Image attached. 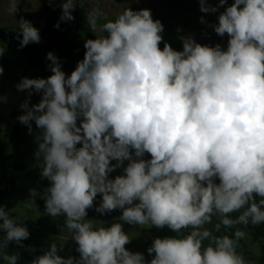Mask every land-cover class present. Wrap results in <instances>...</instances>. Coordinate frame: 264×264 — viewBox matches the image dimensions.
I'll list each match as a JSON object with an SVG mask.
<instances>
[{
    "label": "clouds",
    "instance_id": "clouds-1",
    "mask_svg": "<svg viewBox=\"0 0 264 264\" xmlns=\"http://www.w3.org/2000/svg\"><path fill=\"white\" fill-rule=\"evenodd\" d=\"M18 3L9 0L12 15ZM77 6L63 0L60 19H74ZM200 10L216 8L201 0ZM99 15L95 8L88 14L93 31ZM213 27L228 34L226 49L190 37L182 50L167 43L161 49L162 23L148 9L127 7L101 25L104 35L85 41L70 75L49 52L52 75L17 83L29 94L42 91L38 104L21 105L19 120L41 129L37 155L50 181L45 209L66 217L79 252L64 258L52 243L30 264H249L237 252L242 228L214 236L206 225L214 216L217 231L264 224V0H234ZM19 32L21 47L40 41L28 21L21 20ZM124 161L123 174L109 178ZM97 194L101 214L119 208L121 221L167 226L175 235L154 238L146 261L125 247L133 235L121 223L105 227L86 218ZM0 231L5 247L29 237L22 218L3 206ZM5 259L17 264L18 256Z\"/></svg>",
    "mask_w": 264,
    "mask_h": 264
},
{
    "label": "trees",
    "instance_id": "trees-1",
    "mask_svg": "<svg viewBox=\"0 0 264 264\" xmlns=\"http://www.w3.org/2000/svg\"><path fill=\"white\" fill-rule=\"evenodd\" d=\"M78 5L72 10L74 19L70 21L61 20L63 2L48 1L39 7L40 17L32 18L31 25L39 30L40 41L30 42L24 47L20 46L22 38L20 24L7 25L0 27V48L4 51L0 53V67L3 72L0 73V94H4L8 89H12L14 81L19 79V74L28 78H47L52 75L50 64L47 59V53H53L57 58L61 70L66 75H70L76 68L77 63L82 61L85 54V41L95 39L104 35L100 31L101 25L106 20H114L127 7L133 11L141 9L150 10L151 16L154 15L167 16L169 10H174L181 3L171 0H77ZM99 10L97 19V28L93 31L88 23V14L93 9ZM59 25L58 27L56 25ZM106 35V33H105ZM169 44L168 42H165ZM163 43V44H164ZM177 42L169 44L176 48ZM162 49L164 46L159 45ZM6 56H5V55ZM14 64V66H13ZM22 101V100H21ZM28 103V102H27ZM24 104V102H23ZM37 103H28L29 107ZM26 109L22 110V114L13 111L11 116L3 122L0 113V206L4 204L9 196L16 191L19 183V177L24 169H27L38 153L37 137L41 134L34 120L28 124L22 123L19 117L25 114ZM31 125V131L29 130ZM78 147L80 145H77ZM25 156V160L20 156ZM144 159H149L150 154L145 153ZM116 164V161L113 160ZM128 161H124L119 167L109 173V178H115L117 175L123 174V168L126 167ZM259 197H256L257 202ZM102 197L97 194L93 207L87 209V219L94 220V224L106 222L105 219H113L116 215H122V210L117 208L110 212L101 214L96 208L101 203ZM45 207V199L41 203ZM239 213H232L231 218H235ZM31 223L33 230L27 229L29 237L16 243L9 241L5 247L3 244L2 231H0V264H8L6 256L16 254L18 256L17 264H30L35 257L42 255L52 243L58 248V255L64 258L69 256L79 258L77 251V243L72 238L71 233L65 226L66 217L61 215L51 218L49 221L32 218ZM220 223V217H213L209 229L214 236H232L235 228L239 227L247 230V237L250 243H257L259 247L258 253H255L258 264H264V224L251 225L247 227L236 225L233 228H225L221 225L219 231L215 225ZM112 224L109 222L105 227ZM147 236L145 242V260L150 261L153 254H149L147 249L152 245L154 238L175 235L167 226L161 229L155 227L147 228ZM189 230H185V233ZM244 239L240 240L237 252L240 254L244 245ZM206 245L209 241L204 242Z\"/></svg>",
    "mask_w": 264,
    "mask_h": 264
},
{
    "label": "rangeland",
    "instance_id": "rangeland-1",
    "mask_svg": "<svg viewBox=\"0 0 264 264\" xmlns=\"http://www.w3.org/2000/svg\"><path fill=\"white\" fill-rule=\"evenodd\" d=\"M55 1L63 2V0H19L17 4V10L12 15L8 11L9 0H0V27L7 25L20 24L21 20L30 21L32 18L40 17L39 7L45 2ZM182 2L174 10H169L167 16L154 15L153 20H159L163 25V31L161 33L162 41L160 46H164V41L172 44L177 42L175 50H182L183 38H191L195 42L201 45L215 46L219 44L222 49L227 48L228 34L224 36L218 35L213 25L218 23V16L225 11L226 7L230 6L234 0H225L223 5L220 4V0H204V3L208 6L215 7V11L202 12L200 10L201 0H171ZM5 55V54H4ZM6 56V55H5ZM14 66V64H13ZM22 79L19 74V79L14 81L12 89H8L4 94H0V113L3 122L7 121V118L11 116L13 111L22 114L24 108L21 107L23 102L39 103L42 98V91L36 92L35 90L29 94L28 90H18L16 88L17 83ZM22 100V101H21ZM79 125V120L77 121ZM39 143V142H38ZM38 143L36 145L38 146ZM25 160V156H20ZM113 164H115L112 161ZM42 157L36 155L33 163L21 172L19 177V183L16 191L13 192L9 198L4 201L3 207L9 211L13 217L20 216L22 218L23 226L28 230H33L31 223L32 218H39L40 220L49 221L54 218L47 214L45 207L41 205L44 201L45 190L50 185V181L42 177ZM219 181L217 180V183ZM35 189V195L32 191ZM33 200V203L32 201ZM217 217V216H214ZM120 217L116 215L111 220L109 216L105 225L109 222L122 224L126 233L132 236L130 243L125 247L131 252H140L145 258V242L147 236V228L140 227L138 225H132L127 222L121 221ZM103 223V224H104ZM209 225H206L209 228ZM248 234L247 230H244ZM4 235V233H2ZM246 237V236H245ZM244 245L240 254L245 258L249 264H258L255 257V253L259 251L258 244L254 242L250 243V239L247 237L244 239Z\"/></svg>",
    "mask_w": 264,
    "mask_h": 264
}]
</instances>
